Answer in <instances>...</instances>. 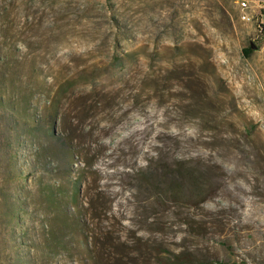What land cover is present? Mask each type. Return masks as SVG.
Listing matches in <instances>:
<instances>
[{"label": "rangeland", "instance_id": "rangeland-1", "mask_svg": "<svg viewBox=\"0 0 264 264\" xmlns=\"http://www.w3.org/2000/svg\"><path fill=\"white\" fill-rule=\"evenodd\" d=\"M0 77V264H264V37L234 0H0ZM181 164L202 190L174 198Z\"/></svg>", "mask_w": 264, "mask_h": 264}, {"label": "trees", "instance_id": "trees-1", "mask_svg": "<svg viewBox=\"0 0 264 264\" xmlns=\"http://www.w3.org/2000/svg\"><path fill=\"white\" fill-rule=\"evenodd\" d=\"M252 53H253V47L252 46L245 49V56L250 57ZM7 82L8 81L6 78L0 77V91L3 89H6V86L8 88ZM14 86H16V85H13V87ZM48 118H50V120L46 121V124H47V129H49V132H50L49 134L55 142L59 143L62 146V149H63L64 147L67 146V142L64 140V138H62L60 135H58L54 130V126H55L56 122L59 120L58 110H54V113L49 114ZM69 150H70V148H69ZM63 158H64L67 166L72 164L71 162H69L68 156H65V154H64ZM182 165L183 164L179 165L178 168H175L174 170L169 171V169H168L163 174L164 176H170V180H169L168 185L165 189V191H166L165 193L169 194V196L171 195L174 198H180V195L182 194V192L185 190L186 187H189V185H193L194 187H198L197 188L198 192H200L202 190V187H201L200 183L197 182V179L194 176L193 172L189 171V169H188L189 167H184L186 165H184V166H182ZM195 185H197V186H195ZM70 202L72 203V206L75 209L78 207V204L76 203V197L75 196L74 197L72 196V199H70ZM90 208L93 209V211H94L93 212V219L95 218L98 221L99 220L102 221L103 217L106 216L108 212H110V209L107 207V202H104V201H102L101 203H99L97 205H91ZM78 225L80 227H82V230L84 232H85L86 228L89 226L88 223L84 219H81V218L78 220ZM99 229L102 230L101 227ZM89 239H91V241H89ZM105 239H109V234H106ZM87 240L94 247L92 252H94L95 260L98 256H103V254H105V251H104L105 242L98 241V240L96 241L94 234L88 235ZM106 242H107V245L111 243L108 240H106ZM221 242L224 245H227V247H230V245L228 243H226L225 241H221ZM123 246H124V243H121V241H120V249L117 248L114 251V258H113L114 264H126V262L124 261V258L126 257V255L124 254V251H123V250H125V247H123ZM182 255H184L183 252H181L179 254L174 253L173 257H175L176 259H182ZM195 262L197 263V261H195Z\"/></svg>", "mask_w": 264, "mask_h": 264}, {"label": "built area", "instance_id": "built-area-1", "mask_svg": "<svg viewBox=\"0 0 264 264\" xmlns=\"http://www.w3.org/2000/svg\"><path fill=\"white\" fill-rule=\"evenodd\" d=\"M242 11V18L256 26L260 37H264V0H234Z\"/></svg>", "mask_w": 264, "mask_h": 264}, {"label": "water", "instance_id": "water-1", "mask_svg": "<svg viewBox=\"0 0 264 264\" xmlns=\"http://www.w3.org/2000/svg\"><path fill=\"white\" fill-rule=\"evenodd\" d=\"M252 47H253V48H256L254 44H252Z\"/></svg>", "mask_w": 264, "mask_h": 264}]
</instances>
